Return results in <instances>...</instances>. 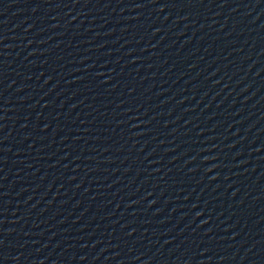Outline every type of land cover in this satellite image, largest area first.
I'll list each match as a JSON object with an SVG mask.
<instances>
[{
  "label": "water",
  "instance_id": "95a60500",
  "mask_svg": "<svg viewBox=\"0 0 264 264\" xmlns=\"http://www.w3.org/2000/svg\"><path fill=\"white\" fill-rule=\"evenodd\" d=\"M0 264H264V0H0Z\"/></svg>",
  "mask_w": 264,
  "mask_h": 264
}]
</instances>
